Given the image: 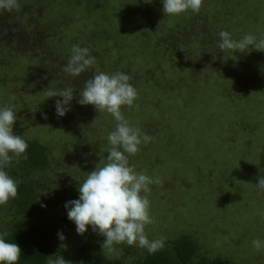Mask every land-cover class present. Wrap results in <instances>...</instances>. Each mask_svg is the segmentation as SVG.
<instances>
[{"label":"rangeland","instance_id":"obj_1","mask_svg":"<svg viewBox=\"0 0 264 264\" xmlns=\"http://www.w3.org/2000/svg\"><path fill=\"white\" fill-rule=\"evenodd\" d=\"M17 4L11 12L0 9V106H14V134L25 141L39 137L65 178L78 171L85 178L107 158L106 137L115 123L110 114L89 105L78 118L71 105H82L73 93L71 110L57 117L55 101L62 98L48 97L58 84L54 73L60 83L71 80L62 71L71 47H88L96 63L74 80L82 85L98 71L128 73L139 95L122 112L153 138L130 157L137 171L160 179L150 185L154 222L146 235L167 242L188 233L208 253L236 264H264V252L251 245L264 240V192L255 186L264 176V51L223 53L216 47L220 30L234 38L264 35V0H202L199 13L175 17L164 14L161 0ZM8 47L13 55L5 53ZM84 129L96 132L104 147L86 163L75 147L86 142L85 135L75 136ZM76 235L67 232L64 241L70 246ZM84 235L96 238L105 264H131L114 247L103 248L99 234ZM56 239L61 256L67 244Z\"/></svg>","mask_w":264,"mask_h":264},{"label":"clouds","instance_id":"obj_2","mask_svg":"<svg viewBox=\"0 0 264 264\" xmlns=\"http://www.w3.org/2000/svg\"><path fill=\"white\" fill-rule=\"evenodd\" d=\"M163 12L168 17H175L188 11L199 13L202 0H161ZM17 0H0V9L11 12L17 8ZM216 47L220 52L246 53L249 50L264 51V35L246 33L234 38L227 30L216 33ZM96 58L88 47L73 45L62 71L75 79L93 69ZM132 77L124 71L105 73L95 72L84 81L79 90L80 105H92L99 113L110 114L115 121L107 133V158L98 164L94 171L87 173L79 182V198L65 203L67 217L76 226L77 234L83 235L91 226L93 232L102 235L103 248L114 245H127L146 250L154 254L165 246L166 238L161 236L149 239L145 229L154 222L150 215V185L160 184V179L149 177L136 170L130 163L141 145L152 141V136L142 132L137 124L125 118L122 109L132 108L138 101V91L130 83ZM73 89L65 87L49 90L48 97L58 96L55 101V114L64 117L71 110ZM47 118V117H45ZM17 120L13 105L0 106V206L17 198V181L9 174L14 157H24L28 143L13 132ZM258 192H264V176L255 184ZM63 241L64 235L58 233ZM8 233L0 232V264H18L21 249L18 244L7 239ZM252 248L264 252V240L253 239ZM49 259L47 264H69L60 256Z\"/></svg>","mask_w":264,"mask_h":264},{"label":"trees","instance_id":"obj_3","mask_svg":"<svg viewBox=\"0 0 264 264\" xmlns=\"http://www.w3.org/2000/svg\"><path fill=\"white\" fill-rule=\"evenodd\" d=\"M4 19L6 18L4 17ZM9 47L5 48V53L13 55L15 51ZM64 61L66 63L67 59ZM53 65L55 68L58 66V64ZM44 66L45 64L42 62L39 69H43ZM57 69L59 68L57 67ZM59 76L61 77L59 72L57 75L54 73V77L58 78L53 83L54 85L58 83L55 88L61 89L69 85L68 87H71L74 95L77 96L74 102H77L79 90L84 83L81 85V82L77 83L70 77L69 84L65 85L68 81L64 80L63 83H60L62 79L59 80ZM44 84L41 83L40 86ZM77 104L79 105V103ZM71 106L74 108L75 116L77 113L80 119L83 118L82 113L89 112L85 109L89 108V105L75 108L73 103ZM15 130L19 132L18 128ZM79 134L85 135V140H87L82 143L76 141L75 147L78 146L81 149V153L78 155H84V160H87L84 163L89 162L87 158H93L89 157V154L97 158V151L104 150L101 139L95 136L97 133L84 129L75 136ZM26 142L28 149L25 156L14 157L7 169L13 179L17 181L18 195L8 204L0 206V232L8 233V241L19 245L21 255L18 264H47L50 258H56L55 243H57L56 238L59 230H67L64 237L67 232L70 235L77 234L76 231L71 230L75 224L66 215L65 203L79 198L78 186L84 177L79 175L78 168V172L68 178H65L63 172L58 175V170L62 171V169L59 165L53 164L49 147L42 143L39 137L27 139ZM89 165H92L91 162ZM88 230L93 232L91 226L88 227ZM75 237L76 240H73L70 246L69 242L63 240L67 247H65L66 251H62L60 257L68 261L69 264H105L101 254L102 249L95 240L96 238H88L84 234H77ZM100 237L104 241L105 238L102 235ZM113 247L119 250L124 258L130 259L131 264H236L211 252L208 253L199 239L188 233L165 242V246L154 254H148L144 249L124 244Z\"/></svg>","mask_w":264,"mask_h":264}]
</instances>
